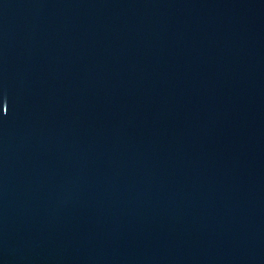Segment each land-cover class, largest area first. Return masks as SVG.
Here are the masks:
<instances>
[{"label": "water", "instance_id": "obj_1", "mask_svg": "<svg viewBox=\"0 0 264 264\" xmlns=\"http://www.w3.org/2000/svg\"><path fill=\"white\" fill-rule=\"evenodd\" d=\"M0 264H264V0H0Z\"/></svg>", "mask_w": 264, "mask_h": 264}]
</instances>
